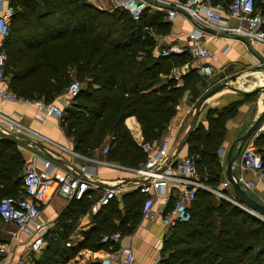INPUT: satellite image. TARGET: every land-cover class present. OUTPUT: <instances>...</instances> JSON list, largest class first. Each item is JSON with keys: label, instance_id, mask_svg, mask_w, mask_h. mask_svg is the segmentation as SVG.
<instances>
[{"label": "trees", "instance_id": "trees-1", "mask_svg": "<svg viewBox=\"0 0 264 264\" xmlns=\"http://www.w3.org/2000/svg\"><path fill=\"white\" fill-rule=\"evenodd\" d=\"M216 1L224 2L226 8L231 0ZM26 3L29 9L24 7ZM255 3L264 16V0ZM22 4L24 9L15 16L24 26H10L4 39L7 86L19 97L50 102L73 78L82 82L62 117L65 134L82 155H90L105 140L106 160L139 167L145 153L132 139L124 119L134 116L143 142L156 143L185 91L195 101L200 88L206 86L204 78L195 72H189L182 85L169 77L173 66L183 65L191 56L188 52L169 56L156 53L154 35L168 33L170 26L162 12L144 9L141 19L133 21L126 11L98 9L87 0H23ZM18 40L22 41L20 48L14 49ZM234 112L235 105L209 112L206 124L198 122L185 144L186 155L193 158L200 180L213 189H221L223 182L218 150L224 123ZM254 142L264 165V130ZM3 145L0 199L17 197L23 190L19 175L23 158L11 140L3 141ZM220 191L231 196L227 188ZM149 196L148 190L136 188L100 206L92 216L94 227L76 248L67 245L75 219L94 201L70 200L60 216L61 221L67 218L69 222H62L57 235L47 233L36 264H67L82 248L110 250L109 243L101 242L102 236L132 233ZM162 252L163 264H264V222L227 199L199 188L185 216L163 240ZM89 264L103 263L93 260Z\"/></svg>", "mask_w": 264, "mask_h": 264}, {"label": "crops", "instance_id": "crops-1", "mask_svg": "<svg viewBox=\"0 0 264 264\" xmlns=\"http://www.w3.org/2000/svg\"><path fill=\"white\" fill-rule=\"evenodd\" d=\"M22 1L23 0H0V13L6 7L12 8V15L8 21L9 28L12 25H16L19 28L24 26V22L18 21L15 16V13L20 11L21 8H30L28 3L24 4L23 7ZM87 1L98 9L106 11L113 10L108 0ZM219 3L222 4L224 2ZM222 6L224 7V4H222ZM145 9L153 13L162 12L165 19L163 11L148 7ZM169 24L168 33H156V36L154 35L156 53H158L161 48L168 45L181 46L185 49L183 52L189 53L187 49L189 44L188 35L193 28L191 20L179 13ZM222 35L225 36L212 37L208 31L204 32V41L206 47L210 51V55L205 57L201 62L213 67L214 71L211 75H201L196 69L195 62L191 57L193 63L192 67L190 69L184 67L185 70L183 73L175 79L177 85H182L186 75L189 72H195L204 78L206 86L200 88V95L195 101H191L188 92L185 91L179 101L176 113L169 121L168 127L161 139H169L171 143V155L189 127L194 105L197 100L217 84L226 83V87L203 100L199 108L197 123L201 122L206 124L205 118L209 112L216 113L224 108L235 105V112L224 123V136L218 150V158L222 166L220 181L226 180V154L230 149L231 158L238 155L232 162V171L240 175V178L249 180L251 174L245 167L241 166L240 162L243 146L239 152V138L248 130L264 109V44L261 42L250 44L244 38L235 37L229 33H224ZM4 39L5 38H0V48H4ZM21 42L18 40L13 48H20ZM69 72L71 73L73 71L70 69ZM5 77L8 85L9 76L5 75ZM72 98L73 97L66 93L65 88L53 101L64 110L71 104L73 101ZM0 114L18 121L21 125L39 132L63 146L73 148L71 137L65 134L62 127V118L45 116L39 108L32 104H25L22 102L0 103ZM124 124L129 130L132 139L138 145H141V143H143V136L136 118L134 116H127L124 119ZM4 127L3 119L0 116V128L3 130ZM262 128H264V122ZM3 139L7 141L11 140L15 144L16 149L23 158V162L25 158L30 157L32 154H37L42 158L50 160L54 165L55 171L71 169L70 167H72L70 164L74 161L73 157L55 146L48 144H45L48 148V153L42 152L38 147V143L40 142L34 140V138L21 127H15L13 130L6 131ZM3 139H1L0 142ZM108 139L109 137L106 138V141ZM3 141L0 143V153L4 147ZM105 146L106 142L104 140L102 145L91 151L90 155L85 156H90L97 160H106L105 153L103 152ZM184 155H186V145L181 149L177 158L173 160L179 159ZM89 165L90 180L100 183H110L118 187L120 190L118 192L119 196L136 188H142L143 190L148 189V193L150 194L149 199H153L151 208L154 210L157 208L162 209V215L154 214L152 217H143L142 214L141 220L135 230L130 234L121 236L119 244L120 246L129 245L132 247L134 257L131 264H163L162 260L165 254L162 252V244L163 240L170 234V228L164 223V218L166 217L165 209H167L173 199H176L178 196L177 187L172 185L166 186L164 192L159 195L160 200H157L154 196L155 192L147 188V186H144L140 180H136L132 173L101 163H91ZM19 175L22 178V167ZM245 190L257 201L264 203V180L256 182L253 190ZM227 191L231 195L230 197H233L230 186L227 187ZM99 194V191H95L93 193L94 196L88 199L94 201ZM69 202L70 200L63 194L56 193L52 199L41 208L39 220L48 224L49 235H57V232L62 229V222L63 224L69 222L67 218L63 221L60 220L61 212L69 205ZM98 210L99 208L94 209L90 206V208L81 214L78 219H75V225L70 234L69 245L71 247L76 248L84 240L85 234L94 227L92 216ZM15 229L16 234L11 238L9 237V241L7 240L8 242L0 237V249L8 251L9 255L6 259L10 260H15L18 257L27 255L28 244L32 238L27 230L17 227H15ZM107 252L108 251L104 249L90 250L82 248L77 252V256H83L80 263L84 262V264H89L93 260L101 261ZM40 254L41 253H35L33 256L34 260H37ZM1 259H3L2 253H0V260ZM121 259L122 256H119L112 264H121Z\"/></svg>", "mask_w": 264, "mask_h": 264}, {"label": "built area", "instance_id": "built-area-1", "mask_svg": "<svg viewBox=\"0 0 264 264\" xmlns=\"http://www.w3.org/2000/svg\"><path fill=\"white\" fill-rule=\"evenodd\" d=\"M112 9L126 11L133 21H139L145 8L163 11L165 19L172 21L179 13L191 20L193 28L188 35V50L195 62L196 69L201 75H211L213 67L201 61L210 55L204 41V32L208 31L212 37L225 36L224 33L235 37L244 38L248 43L261 42L264 44V16L257 10L255 0H231L225 8L216 0H108ZM12 15V8L6 7L0 13V38L9 35L8 21ZM185 49L181 46L168 45L159 50L160 56H169L172 53H182ZM6 52L0 48V103L22 102L32 104L39 108L45 116L61 119L64 115L63 109L54 101L45 102L42 99H28L17 96L11 91L6 82L4 66L6 63ZM182 67V70H181ZM185 65L173 66L169 71V77L174 80L183 73ZM81 84L73 80L66 88V93L74 97L79 92ZM4 129L0 128V140L4 138L6 131L21 127L27 131L34 140H38V147L42 152L48 153L45 144L55 146L74 158L70 164L71 169L55 171L53 163L45 158L32 154L25 158L22 166L21 195L17 197H5L0 199V218L11 223L17 228L27 230L32 237L28 244V253L24 257L15 260L6 259L8 251L0 249L3 259L0 264H36L35 253H41L46 245L45 236L48 233V224L39 220L41 208L46 205L56 193L63 194L67 199L79 200L92 198L95 191L100 194L96 197L92 208L107 205L116 196H119L118 187L105 182H94L90 180V165L101 163L110 165L129 173L136 180L141 181L144 186L154 191V196L160 200L168 185L177 187L178 196L174 199L170 210L166 213L164 223L173 227L175 223L185 216V211L195 197L197 189H207L218 196L227 197L220 190L227 188V180L221 183V189H213L205 185L199 178L197 167L191 156L183 157L167 162L170 156L171 143L169 139L162 138L157 143L143 142L140 147L145 153V161L139 167H128L108 160H97L85 156L72 147L63 146L43 134L33 131L21 125L18 121L1 115ZM256 134L250 136L243 145L242 157L245 168L250 172L249 180L241 179V183L247 190H253L255 183L264 180V165L260 154L256 151ZM110 138H113L110 136ZM37 144V142H36ZM107 146L103 148L105 153ZM79 159V160H78ZM148 190V189H147ZM152 200L148 199L143 208V217H152L154 214L162 215V209H152ZM13 236L16 234L12 233ZM121 234L119 232L104 234L101 242L109 243L110 250L102 258L103 264L112 262L122 256L121 264L133 262V250L129 245L120 246ZM69 245V242L67 243ZM117 246V248H112Z\"/></svg>", "mask_w": 264, "mask_h": 264}, {"label": "water", "instance_id": "water-1", "mask_svg": "<svg viewBox=\"0 0 264 264\" xmlns=\"http://www.w3.org/2000/svg\"><path fill=\"white\" fill-rule=\"evenodd\" d=\"M226 83L217 84L216 86L212 87L210 90H208L204 95H202L197 102L194 105V109L192 112V119L189 124L188 129L186 130L184 136L176 146L174 152L168 157L167 162L177 158L179 152L186 144L193 128L195 127L197 123V117L199 113V108L203 100H205L207 97L211 96L213 93L217 92L218 90L226 87ZM264 122V109L259 114V116L256 118V120L253 122V124L248 128V130L239 138L240 146H239V152L242 146L244 145L245 141L252 135L258 134L260 130H263L262 128ZM238 152V153H239ZM231 149L226 154V168H225V179L228 181L232 192L233 197H224L229 202L235 204L236 206L240 207L244 211H246L248 214L252 215L255 218H258L259 220L264 222V203H261L257 201L255 198L250 196L248 192L245 190V188L242 186L240 175H237L235 172L232 171L231 165L235 157H230ZM241 166L245 167L244 165V159L241 158ZM144 181V180H141Z\"/></svg>", "mask_w": 264, "mask_h": 264}, {"label": "rangeland", "instance_id": "rangeland-1", "mask_svg": "<svg viewBox=\"0 0 264 264\" xmlns=\"http://www.w3.org/2000/svg\"><path fill=\"white\" fill-rule=\"evenodd\" d=\"M155 36H156V34H155ZM192 61H191V59L188 61V62H186V63H184L183 65H185V67H187V68H191L192 67ZM186 68V69H187ZM73 80H77V81H79L78 79H76V78H73L72 79V81ZM80 82V81H79ZM80 84L81 85H83V83L82 82H80ZM92 208V207H91ZM16 229H15V227L11 224V223H8V222H5V221H3V220H1L0 219V237H2L3 239H5L6 241L8 240L9 241V237L11 238L12 236H13V232H15L16 233V231H15ZM7 241V242H8ZM76 256V257H75ZM73 258H71L68 262H67V264H84V262H81L80 263V260L81 259H83L82 257V255L80 256H77V254L75 255Z\"/></svg>", "mask_w": 264, "mask_h": 264}]
</instances>
